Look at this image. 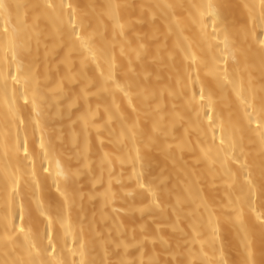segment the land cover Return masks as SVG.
<instances>
[{"label":"bare ground","instance_id":"bare-ground-1","mask_svg":"<svg viewBox=\"0 0 264 264\" xmlns=\"http://www.w3.org/2000/svg\"><path fill=\"white\" fill-rule=\"evenodd\" d=\"M0 264H264V0H0Z\"/></svg>","mask_w":264,"mask_h":264}]
</instances>
